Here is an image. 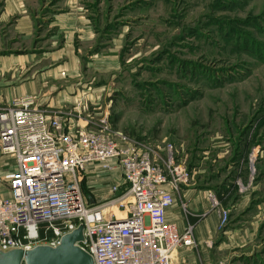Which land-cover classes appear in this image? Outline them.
<instances>
[{
    "label": "rangeland",
    "instance_id": "rangeland-1",
    "mask_svg": "<svg viewBox=\"0 0 264 264\" xmlns=\"http://www.w3.org/2000/svg\"><path fill=\"white\" fill-rule=\"evenodd\" d=\"M34 9L37 38H56L41 46L49 52L65 44L61 19L92 35L70 42L71 57L41 63L76 66L67 86L53 85L83 82L78 99L99 103L112 130L151 148L171 146L188 185L219 202L210 206L218 232L250 216L263 255L264 0H35ZM109 174L87 180L83 172L82 195L119 184L118 172Z\"/></svg>",
    "mask_w": 264,
    "mask_h": 264
},
{
    "label": "built area",
    "instance_id": "built-area-1",
    "mask_svg": "<svg viewBox=\"0 0 264 264\" xmlns=\"http://www.w3.org/2000/svg\"><path fill=\"white\" fill-rule=\"evenodd\" d=\"M71 119L79 124L75 138L66 132ZM0 155L15 162L9 198H0L2 250L54 247L80 225L79 247L93 264H173L179 250L196 246L192 227L178 232L166 219L174 195L188 185V170L171 146L151 148L112 130L107 115L86 120L79 106L49 112L20 98L0 109ZM110 162L123 183L102 203H86L83 172L92 164L108 171ZM208 200L219 208L213 195Z\"/></svg>",
    "mask_w": 264,
    "mask_h": 264
},
{
    "label": "crops",
    "instance_id": "crops-1",
    "mask_svg": "<svg viewBox=\"0 0 264 264\" xmlns=\"http://www.w3.org/2000/svg\"><path fill=\"white\" fill-rule=\"evenodd\" d=\"M34 3L35 0H0V109L10 106L13 101L20 98L32 97L41 108L49 112L59 109L71 110L79 106L83 119L86 120L96 121L102 115H107L106 112L100 111L99 103L86 100L83 105L78 99L79 90L83 92L81 88L83 82H78V85L74 86L76 89L73 86L63 89L57 87L61 83L67 86L66 78L76 75V66L72 62L66 64L65 68L53 70L40 66L42 62L58 59L59 53L64 55L68 53V57H71L73 50L70 42L74 38L78 39L79 35H85L90 40L92 38L90 30L83 28L78 31L73 24L70 25L61 19L68 31L66 33L64 30L65 44L61 49L49 52L47 51L49 48L45 50L41 46L57 45L54 43L56 38L45 41L37 38ZM60 21L56 24L61 23ZM54 55L57 56L49 58ZM66 132L75 138L80 132L79 124L75 120H68ZM110 165L112 167L116 165L118 169L113 167L111 171L118 172L116 175L120 178L119 184L111 182L100 184V187L104 185L105 188H109L108 192L99 191L100 194L93 192L83 196L86 203H102L112 196L113 187H119L123 183L119 166L114 162H110ZM14 170V160L0 155V198H9L8 180ZM111 171L103 170L101 165L92 164L86 167L84 175H87V180L94 177L111 178L109 174ZM196 188L190 185L181 187L178 194L174 195L173 205L167 211V221L174 224L178 232H182L188 226L193 228L196 242L193 249L179 250L173 264H261L264 251L263 255H260V246L256 245L255 238L260 235L258 229L254 228V219L247 215L243 216L240 219L246 222H240V227L235 229L229 227L226 231L218 232L219 214L217 210H210L209 200L207 201L203 191ZM107 194L109 197L106 199L97 200L99 195L102 198ZM181 205L186 207L185 211L181 209Z\"/></svg>",
    "mask_w": 264,
    "mask_h": 264
},
{
    "label": "water",
    "instance_id": "water-1",
    "mask_svg": "<svg viewBox=\"0 0 264 264\" xmlns=\"http://www.w3.org/2000/svg\"><path fill=\"white\" fill-rule=\"evenodd\" d=\"M82 242L83 226L80 225L54 247L0 249V264H93L91 256L79 247Z\"/></svg>",
    "mask_w": 264,
    "mask_h": 264
},
{
    "label": "trees",
    "instance_id": "trees-1",
    "mask_svg": "<svg viewBox=\"0 0 264 264\" xmlns=\"http://www.w3.org/2000/svg\"><path fill=\"white\" fill-rule=\"evenodd\" d=\"M225 193H226V191H225Z\"/></svg>",
    "mask_w": 264,
    "mask_h": 264
}]
</instances>
